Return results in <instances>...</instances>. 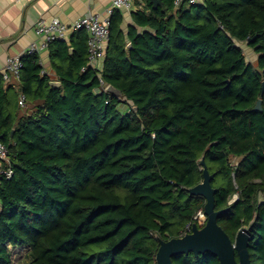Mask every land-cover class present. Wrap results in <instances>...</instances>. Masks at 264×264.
<instances>
[{"label": "trees", "instance_id": "1", "mask_svg": "<svg viewBox=\"0 0 264 264\" xmlns=\"http://www.w3.org/2000/svg\"><path fill=\"white\" fill-rule=\"evenodd\" d=\"M160 1L143 0L127 29L115 11L95 67L80 31L49 45L51 74L40 55L23 57L17 82L0 74L13 169L0 175V264H13L9 246L30 248V264H157L161 241L204 211L189 192L203 158L216 210L230 208L219 225L233 241L247 229L251 264H264V0ZM173 262L220 264L210 253Z\"/></svg>", "mask_w": 264, "mask_h": 264}, {"label": "crops", "instance_id": "2", "mask_svg": "<svg viewBox=\"0 0 264 264\" xmlns=\"http://www.w3.org/2000/svg\"><path fill=\"white\" fill-rule=\"evenodd\" d=\"M112 1L0 0V74L3 73L9 57L22 55L33 42L40 41L35 34L39 20L51 21L57 18L64 23L72 24L89 13H97L106 20L107 10L112 5ZM135 6L130 12L124 11V29L133 24L132 12L145 8L143 0H135ZM40 60L44 70L51 74L50 52L43 51Z\"/></svg>", "mask_w": 264, "mask_h": 264}, {"label": "water", "instance_id": "3", "mask_svg": "<svg viewBox=\"0 0 264 264\" xmlns=\"http://www.w3.org/2000/svg\"><path fill=\"white\" fill-rule=\"evenodd\" d=\"M154 9L162 5L160 0H150ZM251 39L249 42L251 43ZM55 85L60 83L54 82ZM107 91L121 95L113 86H108ZM264 94V82H263ZM263 101L260 99L254 110L263 112ZM203 168V181L191 188L189 192L194 196H201L206 200L204 213L207 216L206 224L199 227L197 223L192 224L190 233L183 237L174 238L169 241H161L160 248L156 256L157 264H174L173 258L181 255L193 253L195 257L207 253L215 255L220 264H251L249 258L250 236L247 229H241L236 235L235 241L219 225V218L227 213L230 208L216 210L215 194L217 190L212 186L214 174H211L205 158L201 161ZM238 255L239 259H237Z\"/></svg>", "mask_w": 264, "mask_h": 264}, {"label": "built area", "instance_id": "4", "mask_svg": "<svg viewBox=\"0 0 264 264\" xmlns=\"http://www.w3.org/2000/svg\"><path fill=\"white\" fill-rule=\"evenodd\" d=\"M203 0H175L176 8L182 4L188 3L198 5ZM135 0H113L112 5L108 8V18L103 20L97 13H89L72 24L62 22L60 19H52L47 21L41 19L35 27V34L40 39L38 42H33L28 49L18 56L9 57L6 67L2 73L6 81H19L24 68L23 57L26 55H40L43 51L48 50L49 45L55 41H69L70 37L80 31L88 33V53L89 64L95 67L99 61H102L106 53V43L110 38V18L116 10L130 12L135 9ZM19 104L22 108H26L27 98L25 95L20 96ZM9 151L7 146L0 140V175L7 178H12L13 169L9 160ZM264 199V196H263ZM207 216L204 211L199 213L194 218V223L200 227L206 224ZM193 224V223H192ZM192 224L188 226L187 231L190 232Z\"/></svg>", "mask_w": 264, "mask_h": 264}, {"label": "rangeland", "instance_id": "5", "mask_svg": "<svg viewBox=\"0 0 264 264\" xmlns=\"http://www.w3.org/2000/svg\"><path fill=\"white\" fill-rule=\"evenodd\" d=\"M238 44L244 50L247 61L253 66L257 67L258 55L255 53V51L246 42L245 43L239 42ZM26 110H27V107L23 109V112L25 113ZM239 160L240 159H233L232 160L233 165H237ZM237 198H238V195L234 196L231 202H234ZM9 250L12 255L13 264H30L32 260L30 248H28L27 246H23V247L9 246Z\"/></svg>", "mask_w": 264, "mask_h": 264}]
</instances>
